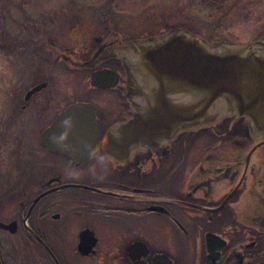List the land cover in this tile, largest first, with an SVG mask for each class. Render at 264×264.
I'll use <instances>...</instances> for the list:
<instances>
[{"label":"flooded vegetation","instance_id":"obj_1","mask_svg":"<svg viewBox=\"0 0 264 264\" xmlns=\"http://www.w3.org/2000/svg\"><path fill=\"white\" fill-rule=\"evenodd\" d=\"M106 15L47 31L2 100L0 264H264L263 140L235 116L134 140L121 59L91 55L160 28ZM101 69L108 87L91 84ZM76 103L93 111L60 116Z\"/></svg>","mask_w":264,"mask_h":264},{"label":"water","instance_id":"obj_2","mask_svg":"<svg viewBox=\"0 0 264 264\" xmlns=\"http://www.w3.org/2000/svg\"><path fill=\"white\" fill-rule=\"evenodd\" d=\"M153 27L160 29L119 35L117 48L103 45L91 55L94 61L116 50L122 61L132 109L126 133L134 140L157 141L235 116L264 142V25L244 43L205 40L180 21ZM109 77L117 74L95 71L91 84L108 87ZM86 109L92 112L93 105L76 103L60 116Z\"/></svg>","mask_w":264,"mask_h":264},{"label":"rangeland","instance_id":"obj_3","mask_svg":"<svg viewBox=\"0 0 264 264\" xmlns=\"http://www.w3.org/2000/svg\"><path fill=\"white\" fill-rule=\"evenodd\" d=\"M103 14L124 33L148 30L156 19L184 22L205 40L244 43L264 25V0H0V105L28 82L40 37L71 17L94 22Z\"/></svg>","mask_w":264,"mask_h":264},{"label":"trees","instance_id":"obj_4","mask_svg":"<svg viewBox=\"0 0 264 264\" xmlns=\"http://www.w3.org/2000/svg\"><path fill=\"white\" fill-rule=\"evenodd\" d=\"M1 47V46H0Z\"/></svg>","mask_w":264,"mask_h":264}]
</instances>
